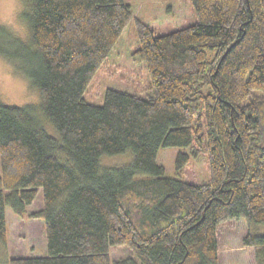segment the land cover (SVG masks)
I'll use <instances>...</instances> for the list:
<instances>
[{"label":"trees","instance_id":"obj_1","mask_svg":"<svg viewBox=\"0 0 264 264\" xmlns=\"http://www.w3.org/2000/svg\"><path fill=\"white\" fill-rule=\"evenodd\" d=\"M22 2L30 38L0 24V55L38 90L60 138L35 105L0 102V241L10 235L6 208L25 216L41 188L29 216L44 219L48 244L46 255L0 264H219L221 224H264V0H191L196 22L164 34L135 17L152 93L111 87L100 104L85 94L130 3ZM168 146L205 154L209 180L168 177L157 162ZM126 151L131 164L101 173L103 155ZM189 159L180 151L177 166ZM117 245L132 255L112 260ZM243 245L264 263V232L249 231Z\"/></svg>","mask_w":264,"mask_h":264},{"label":"rangeland","instance_id":"obj_2","mask_svg":"<svg viewBox=\"0 0 264 264\" xmlns=\"http://www.w3.org/2000/svg\"><path fill=\"white\" fill-rule=\"evenodd\" d=\"M130 3L133 16L124 29L116 46L110 51L108 59L96 73L88 86L85 98L97 104L103 102L102 95L108 88H116L129 93H138L149 97L152 93L151 75L147 63L136 55L139 47L138 30L135 17L148 23L157 34L172 32L196 22L198 17L191 0H125ZM22 0H0V24L13 31L24 40L30 38L27 25L23 22L21 11ZM0 102L8 105H35L39 108L40 94L32 87L29 79L21 73L13 63L0 55ZM37 118L42 127L57 140L60 134L53 124L37 110ZM157 162L165 167L168 177L182 179L187 182L203 183L209 180V171L205 154L194 155L189 147H160ZM180 151L190 154L188 164L178 167L177 156ZM133 153L103 155L100 160L101 173L114 168H122L131 164ZM65 161V159H62ZM42 189L35 202L28 206V214L20 216L10 207L6 208L9 215V240L7 244L0 241V262L12 256H41L48 250L44 219L33 218L29 213L42 207ZM244 221V222H243ZM263 233L264 224L250 225L244 218L229 219L219 227V264H256L254 248L243 245V237L249 233ZM112 260L129 257L132 251L126 245L111 246ZM113 263V261H112ZM115 264V263H113ZM264 264V263H263Z\"/></svg>","mask_w":264,"mask_h":264},{"label":"crops","instance_id":"obj_3","mask_svg":"<svg viewBox=\"0 0 264 264\" xmlns=\"http://www.w3.org/2000/svg\"><path fill=\"white\" fill-rule=\"evenodd\" d=\"M8 218H9V215L7 216V223H8V220H9ZM8 225H9V223H8Z\"/></svg>","mask_w":264,"mask_h":264}]
</instances>
